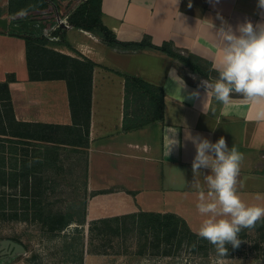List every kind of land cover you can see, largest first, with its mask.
Listing matches in <instances>:
<instances>
[{
	"label": "crops",
	"instance_id": "obj_1",
	"mask_svg": "<svg viewBox=\"0 0 264 264\" xmlns=\"http://www.w3.org/2000/svg\"><path fill=\"white\" fill-rule=\"evenodd\" d=\"M9 4L10 0H0V16L12 18ZM101 11L104 25L120 41H140L144 36L156 45L172 41L179 49L211 63L218 52L212 28V24L220 26L218 17L233 27L245 20L264 23V9L258 7V0H101ZM66 39L73 49L97 64L88 147L84 150L44 139L47 129L43 125L74 124L67 83L30 80L25 39L0 30V83L11 74L16 76L9 86L15 121L0 126L10 131V136L0 137L10 139V164H6L16 180L12 187L17 193L50 196L83 190L88 195L86 228L100 219L158 212L180 215L193 229L189 215L197 214L199 220L202 215L196 209L197 190L192 186L195 147L185 139L190 133L213 143L223 136L229 147L235 145L244 154L239 193L264 194V172H259L264 158V99L247 101L233 95L230 104L222 105L208 97L203 111L205 91L199 84L205 78L186 72L185 79L169 56L151 49L121 52L81 28L67 30ZM55 49L71 56L74 53L67 46ZM124 74L163 88V122L125 129ZM176 76L182 78L184 88ZM195 91L199 97L190 98ZM0 114H7L3 100ZM168 127L177 130L180 141L169 156L165 139ZM26 128L36 136H22ZM208 172L201 169L202 175L196 177L205 189L203 175ZM93 255L87 254L85 264Z\"/></svg>",
	"mask_w": 264,
	"mask_h": 264
},
{
	"label": "trees",
	"instance_id": "obj_2",
	"mask_svg": "<svg viewBox=\"0 0 264 264\" xmlns=\"http://www.w3.org/2000/svg\"><path fill=\"white\" fill-rule=\"evenodd\" d=\"M55 1L60 5L58 0ZM74 3L75 0H72L68 7L70 8ZM49 7H51L50 0H10L8 9L9 15L16 18V16L40 13ZM0 14H2V9H0ZM71 28H81L96 33L107 46L121 52L133 53L151 49L163 53L173 59L185 79H187L186 72L210 80L217 76L210 61L189 51L179 49L172 41L156 45L149 36H144L140 41L118 40L115 33L102 21L101 0H84L70 13L67 23L53 33L56 39L32 33L19 35L26 41L30 80H65L68 86L74 124L73 126L43 125L47 129L43 137L50 142L81 146L83 150L88 147L92 115L93 72L97 64L73 49L68 43L66 32ZM58 46L69 47L76 52L77 56L57 51L55 47ZM124 77L125 129L133 130L152 122H163L165 113L163 88L135 75L124 74ZM14 81H16V76L11 74L5 82L0 83V100L4 101V106L7 108L6 115L0 114V126L10 125L12 121H15L9 87L10 83ZM18 125L24 124L18 123ZM2 128L0 127V134L10 136V131ZM25 130L21 132L22 136H36L28 128ZM15 182L16 180L10 175L5 158H3L0 161V186L9 188ZM104 192L102 191V193ZM76 198L69 202L76 203L78 201ZM63 203L64 199L61 196H49L43 199L42 195H34L32 198L29 195H23L21 200H18L13 194L6 191L0 192V219L39 222L44 229L53 234H62L72 224H76L75 232L80 241L84 233L83 228L87 225V200L84 201L83 208L77 207V205L64 207ZM88 230L87 241L82 239L78 245H66V251L70 250L71 252L66 259L71 264H84L86 252L110 254L108 253L109 243L115 241L116 238H124L129 233H136L138 255L144 254L147 248L164 256L179 252L184 247L204 257L215 251L207 240L197 236V232L193 231L185 218L175 213L140 212L100 219L90 222ZM250 231L261 233L264 236V223L258 222L255 228L243 230L240 233L241 241L248 237ZM96 240H100V243L95 244ZM106 247L108 248L106 249Z\"/></svg>",
	"mask_w": 264,
	"mask_h": 264
},
{
	"label": "clouds",
	"instance_id": "obj_3",
	"mask_svg": "<svg viewBox=\"0 0 264 264\" xmlns=\"http://www.w3.org/2000/svg\"><path fill=\"white\" fill-rule=\"evenodd\" d=\"M258 7L264 9V0H258ZM218 18L221 20L220 26L212 24L218 47L212 69L217 76L200 81L199 87L205 91L203 111L208 97L222 105L230 104L233 95L247 101L264 99V23L253 24L245 20L233 27L222 17ZM172 73H175L174 69L170 72L173 79ZM178 78L184 88L182 78ZM199 95L195 91L190 98ZM176 136V129L168 127L165 130L168 156L174 147L180 146ZM185 139L195 147L196 154L192 161L195 180L192 186L197 190L196 209L205 217L197 236L207 240L218 257H225L228 245L239 247L243 230L255 228L258 222L264 223V206L247 204L240 196L242 184L238 177L244 154L235 145L229 147L223 136L215 143L199 134L192 136L188 133ZM201 169L209 170L208 174L203 175L206 189L196 180L198 174L202 175ZM255 199L261 200L264 196L257 193Z\"/></svg>",
	"mask_w": 264,
	"mask_h": 264
},
{
	"label": "rangeland",
	"instance_id": "obj_4",
	"mask_svg": "<svg viewBox=\"0 0 264 264\" xmlns=\"http://www.w3.org/2000/svg\"><path fill=\"white\" fill-rule=\"evenodd\" d=\"M71 1L72 0H59L62 5L61 10L64 14L70 12L68 5ZM75 2H77V0H75ZM93 36L101 41V37L96 33H93ZM73 56H77L76 52L73 53ZM0 152V161L5 158V161L9 165L10 140L5 141V139L0 138ZM259 169V172H264V158ZM4 191L15 195L18 200H21L23 196L19 194V190H17V193L13 187L7 188L0 186V192ZM75 192H79V194L50 196H61V198L64 199V207L67 205H77V207L83 208V203L88 199V195L87 193L85 194L83 190ZM254 194L255 193L249 194L251 195L249 196L241 192L240 196L247 204L264 206V199L260 201L257 200L259 202V204H257L255 199L256 195ZM259 194L264 196L263 193ZM29 196L32 198L34 195ZM42 197L44 199L49 197V195H42ZM75 197H77L76 199L78 200L76 203L69 202ZM79 210L78 208V211ZM193 213L195 214L196 212ZM200 217L201 220L198 219L199 217H197V214H190L188 218L191 225H193V229L196 231H198L202 220L205 219L204 216ZM75 228L76 224H72L62 234H53L44 229L39 222L0 219V264H71L66 259L71 253L70 250L66 251V245H78V242L81 243L82 239L87 241L89 238V230L85 227L83 228L84 233L79 241L77 239L79 236L76 234ZM135 235L136 233H129L124 238H116L115 241L110 242L109 248L106 247V249H109L108 253L110 254L108 255H93V253L86 252L85 257L87 254L89 257L92 255L95 256L91 257L92 259L89 261V264H264V236L255 231H250L248 237L241 241L238 248H232L231 245H229V250L225 257H218L216 251H212L209 256L204 257L201 254L191 252L190 249L186 247L170 256L157 254V251H153L151 248H147L144 254L138 255V238ZM8 240L22 244L24 250L11 255L12 252L9 247H3V242ZM94 243L98 244L100 240H96ZM96 255L98 256L96 257Z\"/></svg>",
	"mask_w": 264,
	"mask_h": 264
},
{
	"label": "water",
	"instance_id": "obj_5",
	"mask_svg": "<svg viewBox=\"0 0 264 264\" xmlns=\"http://www.w3.org/2000/svg\"><path fill=\"white\" fill-rule=\"evenodd\" d=\"M50 1L51 5L54 7L55 17L50 14L49 11L31 13L16 18L0 16V30L15 35L32 33L39 36L49 37V33L63 23V16L60 13L58 4L54 0ZM3 247H9L12 252L11 255L24 250L22 244L11 240L4 241Z\"/></svg>",
	"mask_w": 264,
	"mask_h": 264
},
{
	"label": "built area",
	"instance_id": "obj_6",
	"mask_svg": "<svg viewBox=\"0 0 264 264\" xmlns=\"http://www.w3.org/2000/svg\"><path fill=\"white\" fill-rule=\"evenodd\" d=\"M55 1V0H54ZM59 1V0H58ZM82 1H84V0H77V2H75L74 4H73V6L71 5V7L70 8H68V9H70V12H68V13H63V11L61 10V7H62V5H61V3H60V5L57 3V1H55L57 4H58V7H59V10H60V13H61V15L63 16V23L62 24H60V25H58L55 29H53V31L51 32V33H49V37L48 38H52V39H56L54 36H53V33L57 30V29H59L63 24H65V23H67V20H68V18H69V15H70V13L73 11V10H75L76 9V7L78 6V4H80ZM51 8L52 9H50V14H52L54 17H55V12H54V7H53V5H51ZM53 25V24H52Z\"/></svg>",
	"mask_w": 264,
	"mask_h": 264
}]
</instances>
